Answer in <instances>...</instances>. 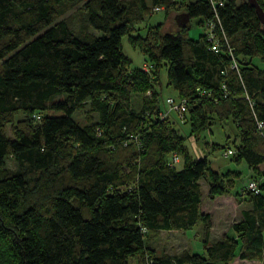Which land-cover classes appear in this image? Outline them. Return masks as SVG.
I'll use <instances>...</instances> for the list:
<instances>
[{
	"label": "trees",
	"instance_id": "16d2710c",
	"mask_svg": "<svg viewBox=\"0 0 264 264\" xmlns=\"http://www.w3.org/2000/svg\"><path fill=\"white\" fill-rule=\"evenodd\" d=\"M149 1L0 0V264H264V70L252 63L264 62L263 26L246 0H215L218 22L208 0ZM81 3L74 32L59 18ZM155 8L166 18L139 42L149 69L129 70L121 39ZM180 13L203 28L212 19L227 44L215 53L205 32L189 38ZM163 69L166 88L186 102L191 136L231 119L240 142L231 149L227 138L223 157L243 161L255 173L246 183L259 184L253 194L245 183L251 209L213 244L199 180L213 198L238 174L190 159L174 122L159 119ZM173 154L184 159L179 171ZM8 158L17 170L5 168ZM198 223L203 254L158 255L150 245Z\"/></svg>",
	"mask_w": 264,
	"mask_h": 264
},
{
	"label": "rangeland",
	"instance_id": "374dc122",
	"mask_svg": "<svg viewBox=\"0 0 264 264\" xmlns=\"http://www.w3.org/2000/svg\"><path fill=\"white\" fill-rule=\"evenodd\" d=\"M147 1L148 5H150V1ZM242 1L245 0H238V3ZM82 15L83 6L81 3L68 10L59 20L71 18L72 29L76 32L79 29V20ZM165 18L166 14L164 11L153 12L151 10L148 16L143 17L141 23L133 26L134 31L132 30L129 34L122 37L120 51L124 59L128 62L129 70H136L146 63L147 55L143 52V45H140L139 42L145 38L148 27L164 22ZM197 21V19H192L190 21V28L186 31L187 36L191 39H197L199 35L203 34L206 30L202 26L197 25ZM165 25L166 30L172 31L170 30L173 27L171 17L165 21ZM137 39H139V41ZM253 62L264 69V62L260 59H254ZM161 83L163 88H157V90L160 92L158 96L159 107L163 111L167 110V105L165 104L166 99L173 98L176 100L175 98L177 95L172 89L166 88L167 77L164 69L161 71ZM83 113L84 112H76L73 114L74 120L81 125L85 123ZM169 117L171 121L174 122V129L178 130L180 136L183 138L184 146L187 149L190 159L199 160L201 158H206L210 162V167L212 164V167L219 169L222 174L226 172H236L238 174L237 177L234 176L235 178L231 177L233 186L229 190V193L226 196H216L214 198L208 197V185L204 179L200 180L202 186L201 210L211 213L216 223L214 232L210 238L211 243L219 239L217 234L220 232V229H217V227L222 228L227 235H233L231 226L235 223V219L238 216V211H236L237 207H240L241 210L251 208V204L247 201V196H240L241 190L247 182L249 169L243 161L235 163L232 157H223V152L227 149L224 150L222 148L227 138L230 139L227 145L231 149L234 148L231 141H234L236 146L240 142L235 124L231 119L224 123L214 121L209 127L199 130L197 136H191V125L187 121L180 123L174 113H169ZM94 120H97V118L95 117ZM6 136H10L9 126L6 128ZM178 157L179 162L175 165V168L179 171L184 166V159L182 156ZM5 168L15 171L17 170V165L12 158H8L5 163ZM220 220H222L224 224L222 227L218 226V221ZM186 234L189 235L188 238H183L180 233H162L160 237L152 241L150 245L155 249L158 255L179 256L183 251H186L187 248H189L187 251L192 253H201L202 248L198 250L197 246L195 245L194 247L193 245L195 239V244L200 246L201 224H198ZM139 261L140 259L131 258L128 260V264H139ZM238 264H262V262H238Z\"/></svg>",
	"mask_w": 264,
	"mask_h": 264
},
{
	"label": "built area",
	"instance_id": "2783aa9c",
	"mask_svg": "<svg viewBox=\"0 0 264 264\" xmlns=\"http://www.w3.org/2000/svg\"><path fill=\"white\" fill-rule=\"evenodd\" d=\"M212 6L213 12H214V16L218 22L217 19V7H221L222 6V2H218L215 0H208ZM163 8H155L154 11L155 12H159L162 11ZM205 34L207 39L212 42V48L211 50L215 53H217V48H218V43L221 39H223V42H225L227 44V40L226 37L224 35V32L221 28V26H216L214 21L211 19L206 23V27H205ZM221 37V38H220ZM232 69L237 70V66L236 63L233 62ZM149 67L143 65V70L144 71H148ZM165 104L167 105V110H161L159 112V119L160 120H164L166 118L169 117V113H174L176 115V118L179 120L180 123H183L184 121V115L186 113V102L185 100L181 99V100H174L173 98H167L165 101ZM37 119H39V117H37ZM258 130L259 131H263L264 130V124L262 122H259L257 124ZM233 153L231 151H228L226 153H224V156L227 157L228 155H232ZM179 161V158L177 155L173 154L172 158H171V164H176ZM258 182H256L255 180H250L248 183H246V191H249L253 194H258L260 193L259 187H258Z\"/></svg>",
	"mask_w": 264,
	"mask_h": 264
},
{
	"label": "crops",
	"instance_id": "0c3cea01",
	"mask_svg": "<svg viewBox=\"0 0 264 264\" xmlns=\"http://www.w3.org/2000/svg\"><path fill=\"white\" fill-rule=\"evenodd\" d=\"M252 63L257 67V68H259V69H262V70H264L263 68H261L260 66H257L253 61H252ZM211 169H212V171L213 172H216V173H218V174H222L220 171H219V169H217V168H215V167H212V164H211ZM257 170L258 171H260V172H263L264 171V164H262V165H260V166H258L257 167ZM249 171V176H248V179H247V181L250 179V177L252 176V175H254L255 173L253 172V171H251L250 169L248 170ZM199 184H200V190H201V188H202V186H201V183H200V180H199ZM207 194H208V192H207ZM223 196H226V195H223ZM214 198V197H213ZM248 201V200H247ZM249 202V201H248ZM250 203V202H249ZM201 204H202V191H201V203H200V206H199V212L201 213V214H208L209 216H210V222H211V227H210V232H209V237H208V241H209V244H213V243H215V242H217V241H219L221 238H222V236L224 235V234H226L224 231H223V229L222 228H219V227H217V229H220V232L217 234L219 237V239L217 240V241H215V242H213V243H211V241H210V238L212 237V234H213V232H214V228H215V220H214V217L212 216V214L211 213H209V212H204V211H202L201 210ZM251 204V203H250ZM251 207H252V205H251ZM251 208H248V209H244V210H250ZM244 210H241L240 209V207H237V210L236 211H238V216L236 217V219H235V223L236 222H239V221H241L242 220V211H244ZM199 224V223H198ZM198 224H196L195 226H197ZM222 225H224L223 224V222H222V220H220V221H218V226H221L222 227ZM194 226V227H195ZM194 227H192L190 230H192ZM190 230H187V231H178V232H170V233H180V234H182V237L183 238H188L189 237V235H187L186 233H188ZM162 233H165V232H162ZM161 233V234H162ZM232 236V235H231ZM195 239H194V247H195V245L197 246V248H198V250H200V248H202V252L201 253H192V252H190V251H188V252H190L191 254H203V251H204V248H203V246H202V244L200 243V246L198 245V244H195ZM187 250H189V248H187L186 249V251ZM249 263V262H247V261H240V263ZM254 262V261H253Z\"/></svg>",
	"mask_w": 264,
	"mask_h": 264
},
{
	"label": "water",
	"instance_id": "95a60500",
	"mask_svg": "<svg viewBox=\"0 0 264 264\" xmlns=\"http://www.w3.org/2000/svg\"><path fill=\"white\" fill-rule=\"evenodd\" d=\"M247 3L254 8L256 15L260 21V23L263 26L264 29V12L263 10L260 8V6L258 5L256 0H246ZM175 22L176 25L180 28L185 27L186 25L189 24L190 22V17L187 13H180L178 15L175 16Z\"/></svg>",
	"mask_w": 264,
	"mask_h": 264
}]
</instances>
